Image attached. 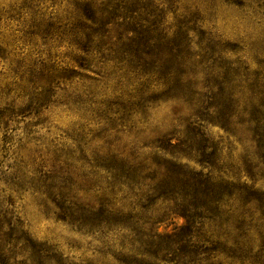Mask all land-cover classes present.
<instances>
[{
  "label": "rangeland",
  "instance_id": "rangeland-1",
  "mask_svg": "<svg viewBox=\"0 0 264 264\" xmlns=\"http://www.w3.org/2000/svg\"><path fill=\"white\" fill-rule=\"evenodd\" d=\"M84 1L0 0V264H196L174 247L139 254L198 224L190 186L205 176L264 191V0H92L110 25L88 52L126 44L132 27L181 82L174 99L152 86L134 112L114 67L76 51ZM158 142L184 157L169 162ZM227 219L242 224L237 254L264 264V207L235 204Z\"/></svg>",
  "mask_w": 264,
  "mask_h": 264
},
{
  "label": "trees",
  "instance_id": "trees-1",
  "mask_svg": "<svg viewBox=\"0 0 264 264\" xmlns=\"http://www.w3.org/2000/svg\"><path fill=\"white\" fill-rule=\"evenodd\" d=\"M91 4L92 0H85L80 5L81 11L89 14L85 16L86 20L77 18V15L73 17L80 22L79 27L76 28L80 31L83 42L79 43L81 40H76L74 44L76 51L84 54L83 59H90L91 56L89 57V55L95 56L94 62H97L103 69L110 65L114 67L112 71L116 70L118 74V79L115 78V89L117 92L120 91L125 97L126 95L129 97V92H131L133 99L137 100V103L132 108H127L128 111L134 112L136 109H144L149 104L145 96L154 85L163 88L160 96L165 98L174 99L178 94H181L179 78H169V72L164 70L165 61H162L161 51L158 49L152 51L151 47H145L147 45L138 43L136 40L139 33L132 27H128L130 30L125 32L127 34L125 37H122L121 34L117 37L118 41L122 37V41L124 39L126 44L100 45L88 52V47L92 44V37L99 36L101 38L106 37V39L109 37V32L106 28L110 25V20L99 21L95 18L96 14H102L97 10L90 11ZM114 17L119 19L118 16ZM120 20L131 21L129 18H120ZM97 24L98 27L94 29ZM175 57L172 56L173 59ZM153 150L159 151L162 156H167L166 160L169 162H178L184 157L181 154L182 152L176 150V146L166 143L158 142ZM111 158L117 159L115 156ZM180 176L175 174L176 180L171 182L165 177L164 185L166 187L170 185L174 187ZM120 178L126 179L129 178V175L112 177L118 183H120ZM170 179L174 180L171 177ZM211 181L212 179L208 175L204 177V180L190 186V188L195 190L199 198L198 224L186 222L184 227H182L183 229H181L187 232L184 236L180 234L157 236V242L150 241L142 245L144 251L142 250L143 252L139 254L140 257L155 259L157 254L150 253L151 249L169 252L174 247L183 250L185 253L182 256L185 258L195 259L196 264H250L244 257L237 254L243 243L231 237V230L233 229L232 232L237 231L242 224L232 227L227 215L235 204L245 207L251 202H256L258 207L262 209L264 207V191H259V189L255 188L256 183L251 178L247 182L245 180L241 182V179L237 177L219 178L216 187L213 188ZM213 181H215L214 178ZM118 183L117 185L119 186L123 184ZM193 230L195 232H192ZM161 246H164V248H160ZM1 255L2 251L0 249V259ZM151 264L154 263L151 262Z\"/></svg>",
  "mask_w": 264,
  "mask_h": 264
}]
</instances>
